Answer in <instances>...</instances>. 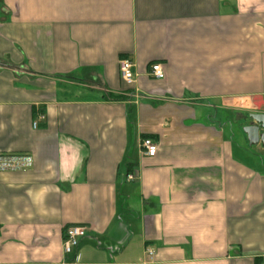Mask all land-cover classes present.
I'll use <instances>...</instances> for the list:
<instances>
[{"label":"crops","instance_id":"obj_1","mask_svg":"<svg viewBox=\"0 0 264 264\" xmlns=\"http://www.w3.org/2000/svg\"><path fill=\"white\" fill-rule=\"evenodd\" d=\"M227 114H264V0H0V155L28 159L0 264H264V159Z\"/></svg>","mask_w":264,"mask_h":264},{"label":"built area","instance_id":"obj_2","mask_svg":"<svg viewBox=\"0 0 264 264\" xmlns=\"http://www.w3.org/2000/svg\"><path fill=\"white\" fill-rule=\"evenodd\" d=\"M148 76L154 80H163L165 77L164 70L159 63H154L148 66ZM133 63L129 59H122L119 61L118 70L122 80L127 85H131L134 81ZM43 119V117H39ZM37 122L33 123V128H36ZM139 149L142 157H148L149 159L154 157L157 152V146L149 139H143L139 143ZM27 157L14 156V155H0V172L7 170L23 169L26 166ZM126 181H134L132 174L126 175ZM87 229L79 226H72L65 230L63 240V252L66 256L72 255L79 246L81 240L86 238ZM148 257L152 256V253L148 252ZM78 257L74 256V262H77Z\"/></svg>","mask_w":264,"mask_h":264},{"label":"rangeland","instance_id":"obj_3","mask_svg":"<svg viewBox=\"0 0 264 264\" xmlns=\"http://www.w3.org/2000/svg\"><path fill=\"white\" fill-rule=\"evenodd\" d=\"M220 115L223 113H219ZM231 121L229 124L224 125V129L226 132H229L231 135V139L233 143L235 144V148H238L241 144L239 141V137L244 135L243 128H245L246 125H249L251 122L249 121L248 118L244 117L242 121L236 122L234 117L231 116V114H227ZM247 140V139H246ZM247 149L250 150L252 156H255V158H263L264 159V151H262V146L261 145H249L248 143L244 144Z\"/></svg>","mask_w":264,"mask_h":264},{"label":"water","instance_id":"obj_4","mask_svg":"<svg viewBox=\"0 0 264 264\" xmlns=\"http://www.w3.org/2000/svg\"><path fill=\"white\" fill-rule=\"evenodd\" d=\"M247 118L252 122L243 128L248 144L264 147V114H250Z\"/></svg>","mask_w":264,"mask_h":264},{"label":"flooded vegetation","instance_id":"obj_5","mask_svg":"<svg viewBox=\"0 0 264 264\" xmlns=\"http://www.w3.org/2000/svg\"><path fill=\"white\" fill-rule=\"evenodd\" d=\"M248 116H249V115H248ZM248 116H247V117H248ZM249 121H250V120H249ZM250 122H251V121H250ZM251 123H252V122H251ZM251 123H250V124H251ZM250 124H249V125H250ZM261 146H262V145H261Z\"/></svg>","mask_w":264,"mask_h":264},{"label":"trees","instance_id":"obj_6","mask_svg":"<svg viewBox=\"0 0 264 264\" xmlns=\"http://www.w3.org/2000/svg\"><path fill=\"white\" fill-rule=\"evenodd\" d=\"M116 100L119 99V98H115Z\"/></svg>","mask_w":264,"mask_h":264}]
</instances>
